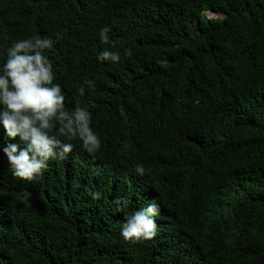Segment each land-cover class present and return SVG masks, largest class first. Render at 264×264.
Masks as SVG:
<instances>
[{
  "label": "trees",
  "instance_id": "trees-1",
  "mask_svg": "<svg viewBox=\"0 0 264 264\" xmlns=\"http://www.w3.org/2000/svg\"><path fill=\"white\" fill-rule=\"evenodd\" d=\"M35 35L54 41L67 107L95 81L83 100L102 145L67 141L21 181L2 149L24 145L0 125V264H264V0H0V63ZM153 198L156 235L125 241V215Z\"/></svg>",
  "mask_w": 264,
  "mask_h": 264
},
{
  "label": "clouds",
  "instance_id": "clouds-1",
  "mask_svg": "<svg viewBox=\"0 0 264 264\" xmlns=\"http://www.w3.org/2000/svg\"><path fill=\"white\" fill-rule=\"evenodd\" d=\"M110 31L109 26L100 29L101 42L109 43ZM53 44L52 38L47 36L18 39L7 47L5 59L0 63V125L7 138L19 137L24 145L9 143L2 150L12 176L21 181L37 179L47 170L50 160L70 153L73 144L67 141L78 139L88 153L98 152L102 145L92 127V113L83 100L85 86L92 87L95 81L85 78L77 90L81 99L75 100L73 108L67 107L61 85L54 83L53 64L47 55ZM96 59L117 64L121 54L104 49ZM133 171L140 176L146 174L142 164H136ZM92 198L99 200L101 193L93 192ZM131 203L127 196L117 197L114 201L116 211L129 208ZM159 214L160 204L153 198L146 207L125 215L120 235L133 243L154 237L157 231L155 218Z\"/></svg>",
  "mask_w": 264,
  "mask_h": 264
},
{
  "label": "rangeland",
  "instance_id": "rangeland-1",
  "mask_svg": "<svg viewBox=\"0 0 264 264\" xmlns=\"http://www.w3.org/2000/svg\"><path fill=\"white\" fill-rule=\"evenodd\" d=\"M204 17H206L207 19H212V18H215V15L207 12V13H204Z\"/></svg>",
  "mask_w": 264,
  "mask_h": 264
},
{
  "label": "water",
  "instance_id": "water-1",
  "mask_svg": "<svg viewBox=\"0 0 264 264\" xmlns=\"http://www.w3.org/2000/svg\"><path fill=\"white\" fill-rule=\"evenodd\" d=\"M218 17H221V16H219V15H217Z\"/></svg>",
  "mask_w": 264,
  "mask_h": 264
},
{
  "label": "bare ground",
  "instance_id": "bare-ground-1",
  "mask_svg": "<svg viewBox=\"0 0 264 264\" xmlns=\"http://www.w3.org/2000/svg\"><path fill=\"white\" fill-rule=\"evenodd\" d=\"M103 168V167H102Z\"/></svg>",
  "mask_w": 264,
  "mask_h": 264
}]
</instances>
